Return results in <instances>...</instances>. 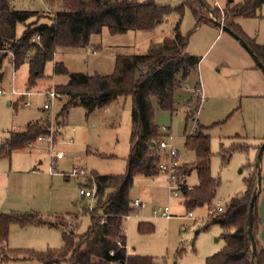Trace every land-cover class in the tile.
I'll return each instance as SVG.
<instances>
[{"label":"rangeland","instance_id":"374dc122","mask_svg":"<svg viewBox=\"0 0 264 264\" xmlns=\"http://www.w3.org/2000/svg\"><path fill=\"white\" fill-rule=\"evenodd\" d=\"M184 1L163 0L161 3L175 7ZM240 1L203 0L204 6L198 10L206 20L212 17L224 23L225 9ZM12 4L16 9L37 11L36 20L46 23H50V18L60 8L58 3L49 0H12ZM182 15L180 30L188 36L187 52L199 56L200 63L175 91V110L160 109L152 98L154 122L161 134L166 135V140L168 135L172 136L181 166L191 163L195 157L194 151L185 145V137L194 134L198 126L204 127V133L209 135L210 171L219 181L214 205L219 203L226 207L230 197L246 189L245 179L252 172L256 176L257 155L264 141V72L240 40L219 31L211 23L196 25L190 8L185 7ZM178 21L179 15L173 11L152 29L111 33L103 27L100 33L90 36L85 47L58 49L45 63L44 76L33 86L27 83L28 63L14 68L11 53L5 55L0 51V88L5 92L0 94V141L34 120H44L48 128L47 133L39 134L46 137L45 140L30 141L32 150L25 146L14 150L10 159L0 158V213L20 215L19 221L9 224L7 237L0 243V264H44L26 257L32 252L59 249L66 231L74 229L81 234L88 228L90 214L100 217L94 191L92 197H82L79 187L93 190L91 175L94 172L101 175L125 172L132 129V98L118 97L88 115L82 106H71L60 127L55 116L67 97L59 94L50 102V109L42 107L48 100V92L56 91L55 86L67 79L66 75L54 73L55 62L60 61L72 72L109 75L114 70L116 55L146 53L151 44L170 37ZM238 21L249 38L264 43V2L256 16ZM23 29L24 24L18 23L17 37L22 35ZM194 87L201 91V102L185 90ZM191 96L195 101L189 103ZM187 105L193 108L199 105L195 115L188 119ZM48 135L53 137L55 150L65 153L64 158H51ZM259 166L261 191L257 211L264 245V147ZM75 167L77 174L73 175ZM195 179L192 173L188 177L189 184ZM168 182L167 174L161 172L133 178L129 195L147 206L124 223L127 255L149 258L152 264H206V259L220 252L225 244L221 226L208 223L214 205L197 207L191 211L193 217L188 218L181 196L169 193ZM164 206H169L170 218L151 214V209ZM140 222L148 224L146 227L152 224L153 230L140 232ZM5 254L12 257L7 258ZM54 264L69 262L61 260Z\"/></svg>","mask_w":264,"mask_h":264},{"label":"trees","instance_id":"16d2710c","mask_svg":"<svg viewBox=\"0 0 264 264\" xmlns=\"http://www.w3.org/2000/svg\"><path fill=\"white\" fill-rule=\"evenodd\" d=\"M49 1L58 3L60 8L52 15L50 23H46L36 20L37 11L16 9L12 0H0V51L5 55L11 53L14 68L24 62L28 63L27 83L31 86L44 76L45 63L53 58L58 49L85 47L90 36L100 33L103 27H107L111 33L147 30L164 22L173 11L179 15V21L173 27L170 37L151 44L144 54L116 55L114 70L109 75L72 72L60 61L55 62L54 73L67 77L64 83L55 86L57 93L67 97L56 113V124L60 127L64 125L71 106H82L88 115L118 97L130 96L132 129L129 153L123 174L101 175L94 172L91 175L94 197L97 200L95 207L100 217L90 214L88 228L81 234H77L74 229L66 231L64 243L59 249L32 252L26 257L44 264H54L61 260H66L69 264H152L149 258L127 255L124 231V215L132 212L129 192L133 178L136 175L154 176L159 173L161 154L158 144L166 135L161 134L154 122L152 98L156 99L160 109L175 110V91L182 87V82L200 62L199 56L187 52L188 36L180 30L185 7L191 9L196 25L215 24L211 19L206 20L201 16L198 9L203 5L200 0H185L175 7L162 4L163 0ZM263 2L264 0H242L232 3L223 12V22L248 45L264 65V43L249 38L238 23L240 18L256 16V11ZM216 15L219 18V14ZM18 23L24 24L23 33L19 37L16 36ZM36 36L39 37L38 40L35 39ZM1 76L0 72V80ZM185 90L192 92L197 97L195 99L201 102L199 88ZM191 101H195L192 96L188 102ZM187 106L188 119L195 115L199 105L194 108ZM45 124L44 120H34L28 122L24 129L10 132L7 138L0 141V158L9 159L12 151L27 146L39 134L47 133ZM169 137L172 136L168 135L167 139ZM185 145L194 151L195 157L191 163L177 167V174L182 181L183 205L189 212L205 204L214 205L219 181L210 171L209 135L204 133V127L198 126L194 134L186 136ZM192 173L197 182L188 189V177ZM245 183L246 189L230 197L224 211H211L208 215V223L218 224L223 229L225 244L220 252L206 259V264H264V245L257 237L261 228L257 211L261 186L253 205L252 231L256 255L252 260L247 218L249 202L256 188V176L253 172L245 179ZM19 216L0 213V243L7 237L9 224L19 221ZM55 224L65 225L50 223ZM146 225L148 224L140 222L139 231L153 230L152 224L149 227ZM11 254L5 256L10 258Z\"/></svg>","mask_w":264,"mask_h":264},{"label":"built area","instance_id":"2783aa9c","mask_svg":"<svg viewBox=\"0 0 264 264\" xmlns=\"http://www.w3.org/2000/svg\"><path fill=\"white\" fill-rule=\"evenodd\" d=\"M36 40L39 39L38 36L35 37ZM14 92V91H13ZM5 93L4 90H2L0 88V94ZM23 95V94H22ZM59 96V93H57L55 90H51L48 92V100L47 102H44L42 107L44 109H50L51 105L50 102H53L57 97ZM26 105H29V102H25ZM165 129V128H164ZM37 141H43L46 139V137L39 135L37 138ZM48 143H47V147L49 150V155L51 156V158L53 160H59L65 157V153L60 151V150H55V146H54V141H53V137L48 135ZM171 139L172 137H169V140H161L158 144V149L160 151L161 154V161L158 164V170L161 173L167 174L168 178H169V182H168V191L170 194L175 195V196H181L182 197V181L179 177V175L177 174V167H179L181 165L180 161H179V153L176 150V148L172 145L171 143ZM70 141H72V139H70ZM26 148L28 150H32L33 145L31 143L27 144ZM73 175L77 174V167L74 168V172L72 173ZM197 182V179H196ZM192 184H189V186L187 187L188 189L191 188ZM93 191H94V186H93V190L92 188L86 187V186H82L79 187L78 192L82 197H92L93 196ZM131 206H132V212H129L128 214L124 215V220H128L130 219V217L136 212L138 213V211H142L144 208H146V203L138 198H134L132 199L131 202ZM169 206H164L158 210L155 209H151V214L153 215H160L162 217L165 218H170L171 214L169 211ZM225 210V207H222L219 205V203H216L214 205V207L211 209V211H215V212H222ZM188 218H192L193 214L191 211L187 212L186 215Z\"/></svg>","mask_w":264,"mask_h":264},{"label":"water","instance_id":"95a60500","mask_svg":"<svg viewBox=\"0 0 264 264\" xmlns=\"http://www.w3.org/2000/svg\"><path fill=\"white\" fill-rule=\"evenodd\" d=\"M232 0H230L231 2ZM200 2L202 3V5L204 6V2L203 0H200ZM206 12L209 13V9L207 7H205ZM213 23L221 30V31H225L228 32L229 34H231L232 36H234L236 39L240 40L242 46L247 50V52L252 56V58L254 59V61L256 62V64L261 68V70L264 72V65L262 64V62L252 53L251 49L248 47V45L242 40L239 39L238 36L234 33L233 30H231L227 25H225L224 23L215 20L214 18H210ZM264 147V141L263 144L260 146L259 151H258V155H257V160H256V188L255 191L250 199L249 202V208H248V218H247V235L251 241V257L252 260H254L255 255H256V244L254 241V236H253V231H252V224H253V205L254 202L256 200L257 194L260 190V186H261V173H260V166H259V160H260V156L262 153V149Z\"/></svg>","mask_w":264,"mask_h":264},{"label":"crops","instance_id":"0c3cea01","mask_svg":"<svg viewBox=\"0 0 264 264\" xmlns=\"http://www.w3.org/2000/svg\"><path fill=\"white\" fill-rule=\"evenodd\" d=\"M239 22V21H238ZM219 31H221L220 29H219ZM221 32H224V31H221ZM2 62V61H1ZM0 62V63H1ZM200 63V62H199ZM199 65V64H198ZM17 150V149H16ZM13 152V151H12ZM12 154V153H11ZM10 157H11V155H10ZM8 159V158H7ZM10 159V158H9ZM196 182V179H195V181H194V183ZM261 220V219H260ZM257 237H258V240L261 242V240H262V234L260 233V232H258V234H257Z\"/></svg>","mask_w":264,"mask_h":264}]
</instances>
